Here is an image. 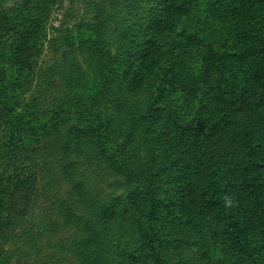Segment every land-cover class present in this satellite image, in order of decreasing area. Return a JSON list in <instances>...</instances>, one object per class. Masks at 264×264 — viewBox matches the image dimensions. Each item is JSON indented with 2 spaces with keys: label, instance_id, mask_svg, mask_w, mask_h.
<instances>
[{
  "label": "rangeland",
  "instance_id": "374dc122",
  "mask_svg": "<svg viewBox=\"0 0 264 264\" xmlns=\"http://www.w3.org/2000/svg\"><path fill=\"white\" fill-rule=\"evenodd\" d=\"M189 1L181 28L200 34L211 49L234 48V21L224 20L213 0ZM135 6L134 0H0V17L10 16L0 45V99L15 107L13 123L0 129V157L23 141L38 147L39 164L38 199L23 223L2 233L0 264H85L83 252L86 264H155L138 226L129 236L118 230V217L108 221L118 236L104 227L106 202L126 205L163 168L208 167L241 154L227 135L211 134L222 102L201 91L193 104L161 87L171 67L202 75L203 55L193 45L165 41L146 87H132L138 69L128 67V55L144 32L132 24ZM29 27L36 53L31 70L20 71L13 46ZM251 27L264 40V17ZM242 77L238 72L232 80ZM183 108L190 111L186 119ZM16 132L20 141L11 138ZM135 213L131 207L128 214ZM163 215L159 264H243L218 223L194 229L177 213ZM255 238L263 246L256 264H264L263 239Z\"/></svg>",
  "mask_w": 264,
  "mask_h": 264
},
{
  "label": "trees",
  "instance_id": "16d2710c",
  "mask_svg": "<svg viewBox=\"0 0 264 264\" xmlns=\"http://www.w3.org/2000/svg\"><path fill=\"white\" fill-rule=\"evenodd\" d=\"M132 24L144 27L131 50L129 59L135 71L130 79L136 91L143 90L156 73L163 56L165 41L180 38L181 46L193 45L203 55L202 75L192 76L184 67L166 69L161 78L162 88L170 94L180 93L184 101L194 104L199 92L222 102L211 134L227 135L231 145L241 151L237 157L203 167L195 163L175 165L159 171L160 179L150 180L148 187L135 189L126 205L107 201L103 209V224L118 217L129 236L134 226L144 241L143 249L155 264L161 261L159 223L174 213L186 226L204 229L218 223L223 237L238 253L243 264H256L258 234L264 242V40L249 28L257 16L264 17V0H213L224 20L234 21V48L214 50L197 32L181 28L183 17L191 10L189 0H134ZM3 17V16H2ZM0 17V45L4 24L10 16ZM144 23V24H142ZM252 25V24H251ZM31 27L13 46V64L20 71L31 70L36 52L31 43ZM185 44V45H184ZM241 72L240 81L232 80ZM234 75V76H232ZM128 79V76L126 77ZM15 107L0 99V129L13 123ZM186 119L190 111L182 109ZM174 116L177 113L172 112ZM12 117V118H11ZM11 118V119H10ZM178 123V118L175 119ZM180 121V120H179ZM180 125V123H178ZM86 138V131L79 130ZM18 132L11 138L16 139ZM22 139L20 136L17 138ZM12 145V144H11ZM0 157V237L17 223H23L37 201L38 161L32 144L13 145ZM131 207L136 210L134 215ZM165 217V216H164ZM76 223V221L74 220ZM118 236L114 228L110 231ZM128 254L140 257L134 250ZM82 259L86 264V252Z\"/></svg>",
  "mask_w": 264,
  "mask_h": 264
}]
</instances>
